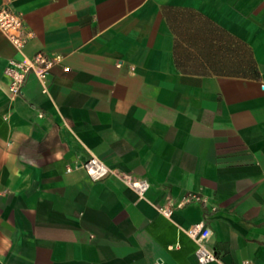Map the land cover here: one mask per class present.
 Listing matches in <instances>:
<instances>
[{"label": "crops", "instance_id": "1", "mask_svg": "<svg viewBox=\"0 0 264 264\" xmlns=\"http://www.w3.org/2000/svg\"><path fill=\"white\" fill-rule=\"evenodd\" d=\"M3 5L28 35L0 29V264H200L201 221L222 263L264 264V0ZM39 50L60 58L10 96Z\"/></svg>", "mask_w": 264, "mask_h": 264}, {"label": "built area", "instance_id": "2", "mask_svg": "<svg viewBox=\"0 0 264 264\" xmlns=\"http://www.w3.org/2000/svg\"><path fill=\"white\" fill-rule=\"evenodd\" d=\"M0 29L10 38L16 46H23L26 42L28 32L25 29V23L21 12L9 6H0ZM59 55L48 54L43 50L37 51L32 57L23 60L10 59L5 68L8 76V91L10 96L14 97L23 92L27 75L33 72L41 80L46 79L49 75L50 68L59 60ZM86 173L92 180H98L109 173L114 174L124 184L132 188L139 196L142 195L150 185L145 178L135 177L124 171H113L97 156H90L81 163ZM70 170V168H68ZM162 213L167 216L171 215V209L159 206ZM201 221L188 226L185 230L188 236L195 239L198 243L195 254L200 264L216 260L219 264H224L218 260L214 250L206 244L211 232L209 227ZM242 264H255L252 261L245 260Z\"/></svg>", "mask_w": 264, "mask_h": 264}]
</instances>
